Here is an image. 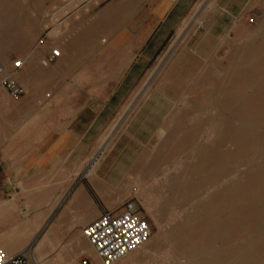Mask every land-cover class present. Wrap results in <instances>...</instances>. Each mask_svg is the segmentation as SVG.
Listing matches in <instances>:
<instances>
[{
    "label": "rangeland",
    "instance_id": "obj_1",
    "mask_svg": "<svg viewBox=\"0 0 264 264\" xmlns=\"http://www.w3.org/2000/svg\"><path fill=\"white\" fill-rule=\"evenodd\" d=\"M162 3L172 8L177 2L0 0V62L11 71L16 60L25 61L24 67L16 72V80L23 89L19 97L34 88L42 101L54 99L58 106L67 105L74 110L80 104H88L90 119L105 103L117 109L100 137L94 161L104 153L98 175L103 182L106 180V186L113 188V191L104 192L118 193L123 202L136 200L152 227L148 245L152 254L139 264H181L185 261L177 257V246L169 241L170 230L193 232L195 240L212 242L214 248L204 255V260L212 261L211 264H243L240 255L232 257L227 253L236 250L246 234L263 231L257 224L264 219V150H249L251 154L244 155L242 143L232 141L227 133L228 129L243 131L239 127L243 99L250 101L254 108L258 107L255 114L264 121L261 111L264 110V56L257 62L260 56L250 53L264 45V0H196L137 78L130 82V74H126L117 85L116 73L122 65L119 61L127 49L138 47L141 28L146 22L156 21L153 13ZM197 19L201 20L195 23ZM55 31L58 33L54 34ZM7 41L10 44L6 46L4 42ZM59 45L68 51L67 54L65 50L66 57L51 64L47 68L51 70L40 72L41 60ZM239 58H250L252 62L239 69ZM58 65L60 70H55ZM137 66L138 61L133 63L130 72ZM32 71L39 73L37 79L28 78L27 73ZM83 72H88L90 77H82ZM98 84L103 87L98 89ZM97 90L103 93L96 94ZM229 108L232 111L228 112ZM165 171L169 172L166 181H157ZM172 179L176 181L171 182ZM148 202L152 205L150 208L146 206ZM197 209L208 212L201 218V223L206 224L203 229H198V223L193 221ZM179 212H183L181 216ZM187 216L192 226L176 225ZM169 219L175 221L168 223ZM224 220L231 227L221 226ZM244 221L251 225L242 228ZM220 230L225 233L217 236ZM158 239L160 242L156 243ZM31 247L33 249V245L28 248ZM221 251L224 253L218 254ZM92 253V263L83 258L80 264H103L93 250ZM215 255L219 258L216 263L212 260ZM252 256L257 258L260 253Z\"/></svg>",
    "mask_w": 264,
    "mask_h": 264
},
{
    "label": "crops",
    "instance_id": "obj_2",
    "mask_svg": "<svg viewBox=\"0 0 264 264\" xmlns=\"http://www.w3.org/2000/svg\"><path fill=\"white\" fill-rule=\"evenodd\" d=\"M176 2L172 8L160 4L153 13L156 21L143 25L138 47L127 49L119 61L117 85L126 74L130 82L137 78L196 0ZM54 68L60 70V65ZM40 72L45 71L40 68ZM38 75L37 71L27 73L30 80ZM82 77L90 74L83 72ZM30 89L13 98L0 83V247L14 255L33 245L35 255L52 264H65L58 257L79 247L83 228L104 210L119 211L125 203L118 193L104 192L113 191L98 175L104 153L94 161L100 137L117 109L105 103L90 119L88 104L73 110L58 106L54 99L42 101ZM91 169H96L95 174H90ZM83 258L94 260L89 252L79 262Z\"/></svg>",
    "mask_w": 264,
    "mask_h": 264
},
{
    "label": "bare ground",
    "instance_id": "obj_3",
    "mask_svg": "<svg viewBox=\"0 0 264 264\" xmlns=\"http://www.w3.org/2000/svg\"><path fill=\"white\" fill-rule=\"evenodd\" d=\"M96 4V3H95ZM202 16V15H201ZM194 18V17H193ZM195 19V18H194ZM201 19H197V20H195V23H198L199 21H200ZM57 23V22H56ZM200 24V23H199ZM57 28V27H56ZM58 29V28H57ZM260 32H262V31H260ZM58 32L57 31H55L54 32V34H57ZM50 35V34H49ZM60 35V34H59ZM256 35H257V33H256ZM57 36V35H56ZM68 36V35H67ZM51 38V37H50ZM55 38V37H54ZM62 38V37H61ZM7 39V38H6ZM64 39H65V36H64ZM7 40H9L10 41V39L8 38ZM13 40V39H12ZM18 40V39H17ZM16 40V42H18ZM20 40V39H19ZM49 40V39H48ZM51 40V39H50ZM50 40H49V42H50ZM64 41V40H63ZM16 42H13V43H16ZM22 42V41H21ZM20 42V43H21ZM5 43V45L6 44H8L9 42L7 41V43L6 42H4ZM19 43V42H18ZM48 43V42H47ZM55 43H57V42H55ZM10 44V43H9ZM51 44H52V42H51ZM59 44V43H58ZM12 45V44H11ZM2 46V48L3 49H5L6 47H3V45H1ZM7 46V45H6ZM15 46V45H14ZM21 47H22V45H21ZM9 48V47H8ZM11 48V47H10ZM60 51H61V56L59 57L60 58V60L61 59H63L67 54H68V51L66 50V49H63L62 48V46H58L57 47ZM69 48H71V47H69ZM68 48V49H69ZM0 49H1V47H0ZM23 49V48H22ZM21 49V50H22ZM65 50L67 51L66 53H65ZM71 50H72V48H71ZM74 50V49H73ZM4 51V50H3ZM6 51H7V49H6ZM5 51V52H6ZM243 51V50H242ZM38 52V51H37ZM74 52V51H73ZM76 52V51H75ZM74 52V53H75ZM73 53V54H74ZM250 53L253 55V56H260L259 57V59H257V62L261 59V58H263V56H264V45H262V46H260L259 48H255V49H252V50H250ZM2 54H4V53H2ZM39 54H41L40 52H39ZM70 54V53H69ZM36 55L38 56V53H36ZM70 55H72V54H70ZM3 56V55H2ZM73 56H75V54L73 55ZM28 57V56H27ZM29 58H31V56L29 57ZM33 58H34V56H33ZM58 58V59H59ZM1 59V58H0ZM6 59H8V58H6ZM254 59V58H253ZM2 60V59H1ZM32 60V59H31ZM30 60V61H31ZM256 60V59H255ZM4 61V60H3ZM7 61V60H6ZM232 61V60H231ZM230 61V62H231ZM252 61H250V58H239L238 59V62H237V66H238V68L240 69V68H243V65H247V64H249V63H251ZM254 62H256V61H254ZM6 65V64H5ZM229 66V65H228ZM6 67V66H5ZM48 68V67H47ZM46 67L44 68V67H42L41 68V70H43V71H45L46 69H47ZM227 69H228V67H227ZM225 71V70H224ZM263 76V75H262ZM263 78V77H262ZM243 82H245V81H243ZM243 82H242V84H243ZM259 84H261V83H259ZM261 87V86H260ZM233 89H235V88H233ZM246 88H244V90H245ZM228 90V89H227ZM229 92H230V90H229ZM226 93H227V91L225 92V95H226ZM232 93V92H231ZM234 93V92H233ZM236 94H237V91L235 92ZM239 93V92H238ZM235 94V95H236ZM230 95V94H229ZM221 96V95H220ZM231 97H233V95L231 96ZM230 98V97H229ZM234 98V97H233ZM231 99V98H230ZM260 101V100H259ZM242 102H243V104H244V107H240V108H243L242 109V111H241V115H242V117H241V119H240V121H239V127H241L242 129H243V131H241V130H237V131H232V130H229L228 129V135H229V138L232 140V141H237V143H242V146H243V152H245L246 154H244V155H249V154H251V153H249L250 151L249 150H260V151H263L264 150V121H263V119H259V118H257V115L255 114V112L257 111L256 110V107L254 108V106L252 105V103H250V101H248V100H242ZM257 103V102H256ZM259 104V103H258ZM258 108V107H257ZM264 108V107H263ZM261 109V108H260ZM238 110V109H237ZM230 111H232V109H230L229 108V110H228V112H230ZM259 111V110H258ZM262 112H263V114H264V110L262 109L261 110ZM234 113V112H233ZM222 114V113H221ZM231 115H232V113H231ZM223 116H224V114H223ZM231 119V118H230ZM227 129V128H226ZM213 130H215V129H213ZM207 131V130H206ZM210 131V130H209ZM204 132V131H203ZM217 133V132H216ZM167 145V144H166ZM166 149H167V147H166ZM238 150H239V148H237ZM240 151V150H239ZM198 152V151H197ZM159 154H160V152H159ZM261 154V153H260ZM263 154V153H262ZM261 154V155H262ZM242 155V154H241ZM233 156V155H232ZM150 158V157H149ZM157 159V158H156ZM159 159V158H158ZM160 159H162V157L160 158ZM264 159V158H263ZM254 160V159H253ZM148 161V160H147ZM162 161V160H161ZM160 161V162H161ZM201 161V160H200ZM154 162V161H153ZM152 162V163H153ZM158 162H159V160H158ZM253 162V161H252ZM261 163H263L262 161H260ZM165 163H167V161H165ZM145 164H147V162L145 163ZM154 164V163H153ZM162 164V163H161ZM259 164V163H258ZM143 165V164H142ZM184 166H185V164H183ZM198 165V164H197ZM205 165H207V164H205ZM259 165H261V164H259ZM147 166V165H146ZM154 166V165H153ZM159 167H160V165H158ZM258 166V165H257ZM145 167V166H144ZM171 167V166H170ZM183 167V166H182ZM192 167V166H191ZM169 168V167H168ZM173 168V167H172ZM262 168V167H261ZM177 169V168H176ZM197 169V168H196ZM254 169V168H253ZM96 169H91L90 170V174H95V171ZM142 170V169H141ZM138 171V170H137ZM146 171V170H145ZM179 171V170H178ZM178 171H176V172H178ZM199 171V170H198ZM261 171V170H260ZM259 171V172H260ZM258 172V173H259ZM185 173V172H184ZM258 173H256L257 174V176H258ZM137 174V173H136ZM163 174V176H161L160 178L159 177H157V178H159L157 181H166V178H167V175H169V172L168 171H165L164 173H162ZM183 175V174H182ZM182 175H181V177H182ZM185 175H186V173H185ZM254 176H255V174H254ZM257 176H255V177H257ZM179 177V176H178ZM186 177V176H185ZM184 179V178H183ZM199 179V178H198ZM177 180H178V178H177ZM190 179H188V181H189ZM152 181V180H151ZM176 180L175 179H172L171 180V182H175ZM181 181V180H180ZM179 181V182H180ZM187 181V180H186ZM199 183L198 184H200L201 182V180L199 181V180H197ZM170 182V181H169ZM169 182H167V183H165V184H168ZM207 182V181H206ZM263 182H264V179H263ZM262 182V183H263ZM183 183V182H182ZM186 183V182H185ZM188 183V182H187ZM211 183V182H210ZM153 184H155V183H153ZM159 184V183H158ZM164 184V183H163ZM176 184H178V183H176ZM208 184V183H207ZM206 184V185H207ZM160 185V184H159ZM159 185H158V187H159ZM175 185V184H174ZM209 185V184H208ZM263 185V184H262ZM178 186V185H177ZM183 185H181V187H182ZM188 186H190V185H188ZM188 186H187V188H188ZM161 187V186H160ZM172 187V186H171ZM180 187V188H181ZM208 187V186H207ZM264 187V186H263ZM186 188V189H187ZM191 188H192V186H191ZM190 188V189H191ZM174 189V188H173ZM172 189V190H173ZM185 189V188H184ZM190 189H189V193L191 192L190 191ZM264 189V188H263ZM159 190V189H158ZM157 190V191H158ZM175 190V189H174ZM177 190V189H176ZM148 191V190H147ZM150 191V190H149ZM240 191V190H239ZM248 191H250V190H248ZM247 191V192H248ZM257 191V190H256ZM162 192V191H161ZM178 192V191H177ZM176 192V193H177ZM185 192V191H184ZM208 192V191H207ZM210 192V191H209ZM224 192V191H223ZM259 192H260V190H259ZM175 193V192H174ZM176 193H175V195H176ZM183 193V192H182ZM229 193H231V192H229ZM228 193V194H229ZM234 193V192H233ZM250 193V192H249ZM187 194V193H186ZM256 194V193H255ZM175 195H174V197H175ZM184 195V194H183ZM230 195H233V194H230ZM247 195H248V193H247ZM252 195V194H251ZM260 195H262V194H260ZM185 196V195H184ZM212 197H214L213 195H211ZM222 196H224V195H222ZM241 197H242V195H240ZM179 197H180V195H179ZM229 197V196H228ZM240 197V198H241ZM262 197H263V195H262ZM176 198V197H175ZM184 198V197H183ZM205 198H208V195H207V197H205ZM211 198V197H210ZM232 198H233V196H232ZM239 198V197H238ZM261 198V197H260ZM264 198V197H263ZM252 199V198H251ZM262 199V198H261ZM179 200V199H178ZM205 200V199H204ZM208 200V199H207ZM257 200V199H256ZM259 200V199H258ZM174 201V200H173ZM221 201V200H220ZM223 201L224 200H222V203H223ZM237 201H239V199L237 200ZM262 201H264V200H262ZM166 202V201H165ZM169 202V201H168ZM203 202H205V201H203ZM234 202H235V200H234ZM234 202H232V204L234 203ZM173 203V205H174V202H172ZM221 203V202H220ZM164 204H166V203H164ZM230 204V203H229ZM241 204V203H240ZM253 204H255V202L253 203ZM262 204V203H261ZM234 205H235V203H234ZM146 206L148 207V208H150L152 205L148 202V203H146ZM166 206V205H165ZM171 206V205H170ZM174 206H176V203H175V205ZM186 206V205H185ZM207 206V205H206ZM209 206V205H208ZM207 206V207H208ZM177 207H179V206H177ZM177 207H175V209L177 208ZM182 206H180V208H181ZM191 207V206H190ZM234 207V206H233ZM238 207V206H237ZM242 207H243V205H242ZM241 207V208H242ZM262 207V206H261ZM183 208V207H182ZM202 208V207H201ZM229 208V206L227 207V209ZM216 209V208H215ZM179 210V209H178ZM183 210V209H182ZM185 210V209H184ZM183 210V211H184ZM194 210V209H193ZM217 210V209H216ZM264 210V209H263ZM212 211V210H211ZM220 211V210H219ZM206 212V210L205 209H201V210H196L194 213H195V217H196V219L195 220H193L194 221V223H198V226H197V228L198 229H203V227L206 225H204V224H202L201 222H202V217H203V213H205ZM214 212V211H213ZM222 212V211H221ZM230 212V211H229ZM182 213L183 212H179V215L181 216L182 215ZM191 213V212H190ZM208 213V212H207ZM207 213H205L204 214V216L207 214ZM187 214H189V213H187ZM230 214V213H229ZM247 215H248V213H246ZM245 214V215H246ZM239 215H241V214H239ZM238 215V216H239ZM259 215V214H258ZM178 216V215H177ZM183 216H185L184 214H183ZM208 217L207 218H209V214L207 215ZM221 216V215H220ZM219 216V217H220ZM223 216H225V215H223ZM227 216V215H226ZM254 216V215H253ZM179 217V216H178ZM188 217L189 216H187V217H183L184 219H182V220H180V222H178L177 220V222L176 223H178V224H176V225H183V226H192V221L190 220H187L188 219ZM216 217V216H215ZM214 217V218H215ZM218 217V218H219ZM229 217H230V215H229ZM228 216L226 217V218H229ZM243 217V216H242ZM255 217V216H254ZM177 218V217H176ZM211 218H212V216H211ZM223 218V217H222ZM247 218V217H246ZM251 218H253V217H251ZM262 218V217H261ZM179 219V218H178ZM236 219V218H235ZM238 219V218H237ZM260 219V218H259ZM175 221V219H169L168 220V223H172L171 221ZM209 220V219H208ZM219 220V219H218ZM234 220V219H233ZM205 221V220H204ZM221 221V220H220ZM219 221V222H220ZM242 221V220H241ZM209 222H211L210 220H209ZM237 222H239V221H237ZM245 222V224H246V221H244ZM257 222H258V220H257ZM204 223V222H203ZM208 223V222H207ZM214 223V222H213ZM222 223H223V225H221V226H227V227H231V224L230 225H228L227 223H228V221H226V220H224V221H222ZM236 222H234L233 224H235ZM251 223V222H250ZM232 224V225H233ZM241 224V223H240ZM243 224V222H242V225H241V227L242 228H246V227H249V225H251V224ZM254 224V223H253ZM172 225V224H171ZM238 225V224H237ZM240 226V225H239ZM256 226V225H255ZM257 226L258 227H260V228H262L263 229V231H258V232H255V233H253V234H246V236H245V238H243L244 240H243V242L241 243V245L237 248V247H235V249L236 250H231L229 253H227L228 255H230V256H235V255H240L242 258H240V259H243L242 260V262L244 261L245 263H247V262H250V263H252L253 261H255L256 262V264H264V219H262V220H259V223L257 224ZM168 227V226H167ZM171 227H173V226H171ZM186 227V228H187ZM166 228V227H165ZM177 228H179V227H177ZM185 228V227H184ZM186 228H185V230H186ZM206 228H207V226H206ZM208 228H210V227H208ZM237 228H238V226H237ZM241 228V229H242ZM176 229V228H175ZM228 229V228H227ZM235 229H236V227H235ZM188 230V229H187ZM192 229H190V231H191ZM219 230V229H218ZM217 230V231H218ZM233 230H234V228H233ZM244 230V229H243ZM246 230H248V229H246ZM194 231V230H193ZM195 231H197V230H195ZM201 231V230H200ZM216 231V232H217ZM230 231H232V230H230ZM238 231V230H237ZM242 230H240V232H241ZM253 231V230H252ZM228 232V231H227ZM235 232V231H234ZM233 232V233H234ZM239 232V231H238ZM245 232V231H244ZM193 233V232H192ZM190 234V232L189 233H187V232H184L183 233V231L182 232H180V231H178V230H170V238H169V241L171 242V243H173L174 244V246L176 245L177 246V252H179L178 254L179 255H177V257L179 256V257H181L183 260H185L183 263H181V264H211L212 263V261H209V260H204L205 259V253L207 252V250L209 251V250H211L212 251V249L214 248V246H213V244H212V242L210 243H205V241L203 242V240H201L200 238L199 239H197V240H195L194 239V237H193V234ZM207 233L209 234V232L207 231ZM215 233V232H214ZM225 233V232H224ZM223 233V230L221 231L220 230V233L217 235V236H219V235H222V234H224ZM232 233V234H233ZM195 234V233H194ZM206 234V233H205ZM227 234V233H226ZM231 234V235H232ZM82 235H83V232H82ZM196 235V234H195ZM239 235V234H238ZM152 236V235H151ZM197 236L199 237V235L197 234ZM210 237H212L211 236V234L209 235ZM234 236V235H233ZM224 237H226V236H224ZM224 237H222V238H224ZM236 237V236H235ZM240 237H242V235L240 236ZM243 237H244V235H243ZM206 238V237H205ZM208 238V237H207ZM214 238V237H213ZM226 239H227V237H226ZM239 239V238H238ZM149 240H150V238H149ZM149 240L145 243V244H143L141 247H139L138 249H136L135 251H133V252H131L130 254H128L127 256H125V257H123V258H121L119 261H117L115 264H139L141 261H143L145 258H147L149 255H151L152 254V251L150 250V248H148V245L150 244L149 243ZM204 240H206L207 241V239H204ZM215 241V240H214ZM231 241V240H230ZM233 241H234V239H233ZM233 241H231V242H233ZM236 241V240H235ZM242 240H240V242H241ZM160 241H159V239H158V242H156V243H159ZM219 242V241H218ZM220 242H221V239H220ZM227 242V241H226ZM229 242V241H228ZM231 242H229L230 244H231ZM237 242V241H236ZM88 243V244H87ZM233 243H235V242H233ZM78 245H79V247H74V248H70V253L68 254V255H66V256H59L58 258H60V259H58V262L60 261L61 262V260L63 259V260H66V262H65V264H80V262H79V257L81 256V255H83L85 252H89L90 254H93L92 253V250H93V252L95 253V251H94V249L92 248V246L89 244V242H88V240L86 239V237L83 235V236H80L79 238H78V243H77ZM218 244V243H217ZM222 244V243H221ZM239 244V243H238ZM159 245V244H158ZM219 245V244H218ZM237 245V244H236ZM157 246V245H156ZM155 246V247H156ZM230 246V245H229ZM231 246H233V245H231ZM151 247H152V245H151ZM167 248V247H166ZM229 248V247H228ZM153 249V248H152ZM225 249H226V246H225ZM154 250V249H153ZM217 250V249H216ZM175 251V250H174ZM219 251V250H218ZM176 252V253H177ZM255 252H258V254L260 253V256L259 257H254L253 258V256H252V254L253 253H255ZM215 253V252H214ZM224 253V251H221L220 253H218V254H223ZM37 255V254H36ZM36 255L34 254V257H35V261H36V263L37 264H49V263H43V260L37 255V257H36ZM208 255V254H207ZM256 255V254H255ZM95 256H96V253H95ZM229 256V257H230ZM97 257V256H96ZM208 257V256H207ZM222 257V256H221ZM62 258V259H61ZM98 258V257H97ZM213 258V257H212ZM216 258V259H215ZM215 260L214 259H212L213 261H215L214 263H216V260H218L219 258L218 257H216V255H215ZM235 258H237V257H235ZM99 259V258H98ZM222 259H223V257H222ZM225 259V258H224ZM100 260V259H99ZM177 260V259H176ZM176 260H175V262H176ZM237 260V259H236ZM224 261V260H223ZM230 261V260H229ZM178 262V261H177ZM218 262V261H217ZM220 262V261H219ZM224 262H226V261H224ZM237 262V261H236ZM229 263H231V262H229ZM245 263H243V264H245ZM100 264V263H99ZM222 264V263H221ZM226 264H228V263H226ZM232 264V263H231Z\"/></svg>",
    "mask_w": 264,
    "mask_h": 264
},
{
    "label": "built area",
    "instance_id": "obj_4",
    "mask_svg": "<svg viewBox=\"0 0 264 264\" xmlns=\"http://www.w3.org/2000/svg\"><path fill=\"white\" fill-rule=\"evenodd\" d=\"M60 56L61 51L53 48L41 60V65L48 67ZM24 65V60H16L10 71L0 62V83L13 97L23 94L22 86L16 80L15 74ZM82 232L103 264H115L145 244L152 235V227L136 200L130 199L119 211L104 210L99 217L87 224ZM0 264L37 263L32 247L14 255L8 254L0 247Z\"/></svg>",
    "mask_w": 264,
    "mask_h": 264
}]
</instances>
